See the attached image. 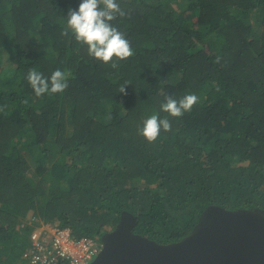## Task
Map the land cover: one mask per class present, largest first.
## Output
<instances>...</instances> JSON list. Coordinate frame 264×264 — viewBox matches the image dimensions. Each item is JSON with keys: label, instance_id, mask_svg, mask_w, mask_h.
Segmentation results:
<instances>
[{"label": "trees", "instance_id": "16d2710c", "mask_svg": "<svg viewBox=\"0 0 264 264\" xmlns=\"http://www.w3.org/2000/svg\"><path fill=\"white\" fill-rule=\"evenodd\" d=\"M81 2L0 0V264H25L41 224L101 240L128 211L169 244L210 205L264 210V0H117L134 54L115 69L62 35ZM33 67L68 87L36 96ZM186 94L190 112L160 110ZM154 114L171 130L149 143Z\"/></svg>", "mask_w": 264, "mask_h": 264}, {"label": "water", "instance_id": "95a60500", "mask_svg": "<svg viewBox=\"0 0 264 264\" xmlns=\"http://www.w3.org/2000/svg\"><path fill=\"white\" fill-rule=\"evenodd\" d=\"M137 218L121 213L101 237L91 264H264V210L208 206L191 232L169 244L133 232Z\"/></svg>", "mask_w": 264, "mask_h": 264}, {"label": "clouds", "instance_id": "9594fccd", "mask_svg": "<svg viewBox=\"0 0 264 264\" xmlns=\"http://www.w3.org/2000/svg\"><path fill=\"white\" fill-rule=\"evenodd\" d=\"M117 15L124 17L126 13L120 7L117 0H82L78 10L69 8L66 17V26L62 35H69L80 45L87 46L88 55L115 69L119 61L126 60L134 53L129 41L124 34L113 25ZM216 63H219L217 57ZM71 73L56 69L50 76L45 77L35 67L30 68L26 79L36 96L44 94L62 93L67 87V79ZM126 85H121L119 93H126ZM198 102L195 94H186L176 99L166 96L160 104V110L168 116L179 118ZM168 116L161 118L158 114L151 115L143 121V127L139 130L149 143L154 142L161 130H171V122Z\"/></svg>", "mask_w": 264, "mask_h": 264}, {"label": "built area", "instance_id": "2783aa9c", "mask_svg": "<svg viewBox=\"0 0 264 264\" xmlns=\"http://www.w3.org/2000/svg\"><path fill=\"white\" fill-rule=\"evenodd\" d=\"M25 264H91L102 249L100 239L72 238L68 228L41 224L29 236Z\"/></svg>", "mask_w": 264, "mask_h": 264}, {"label": "rangeland", "instance_id": "374dc122", "mask_svg": "<svg viewBox=\"0 0 264 264\" xmlns=\"http://www.w3.org/2000/svg\"><path fill=\"white\" fill-rule=\"evenodd\" d=\"M30 215L32 216V213H30Z\"/></svg>", "mask_w": 264, "mask_h": 264}]
</instances>
